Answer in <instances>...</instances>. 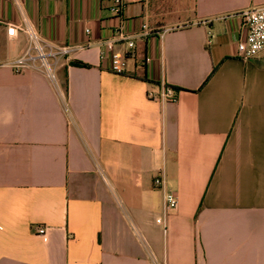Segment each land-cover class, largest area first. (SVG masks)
Returning <instances> with one entry per match:
<instances>
[{
    "label": "crops",
    "instance_id": "crops-1",
    "mask_svg": "<svg viewBox=\"0 0 264 264\" xmlns=\"http://www.w3.org/2000/svg\"><path fill=\"white\" fill-rule=\"evenodd\" d=\"M151 1L0 0V62L26 27L72 47L54 79L0 67V264H264V53L238 51L239 13L264 0H189L175 19ZM162 78L175 101L150 96ZM157 177L179 198L167 231Z\"/></svg>",
    "mask_w": 264,
    "mask_h": 264
},
{
    "label": "built area",
    "instance_id": "built-area-1",
    "mask_svg": "<svg viewBox=\"0 0 264 264\" xmlns=\"http://www.w3.org/2000/svg\"><path fill=\"white\" fill-rule=\"evenodd\" d=\"M126 6V0H114L113 11L115 14L119 15L123 12ZM242 17L245 28L246 35L243 40L238 43L239 56L243 59H251L257 57L264 53V4L253 6L247 8L239 13ZM223 16L222 18H224ZM172 28H164L159 36L163 35L171 30ZM25 32L29 37V44L24 50V52L16 58L14 61L9 63L0 62L1 66H9L16 72H22L25 70L35 69L46 72L51 78H55V67L58 64L60 58H63L65 55L72 51V47L61 46L55 48L46 49V46L43 44L42 39L38 32L32 27H26ZM18 31V26L15 24H9L7 26V32L10 36H14ZM143 31L145 36H150L154 33V29L148 27L147 25L143 26ZM128 41V56L133 55V48L135 43L133 40L125 37ZM209 43L211 41L209 40ZM107 48L110 53L111 59V70L117 74H124L127 69V61L122 57L118 52L114 50V42L108 41ZM152 60L151 57L146 56L145 62L150 63ZM160 90L158 92L151 91L150 96L161 100L163 102H172L177 99L176 90L168 85L164 78L159 83ZM156 186L162 187L164 185L163 179L157 177L154 180ZM164 189V188H163ZM179 198L175 192L167 191L164 189V215L161 219L164 231H167V222L166 218L174 211L178 209ZM38 234L45 235L47 228L45 226H36Z\"/></svg>",
    "mask_w": 264,
    "mask_h": 264
},
{
    "label": "rangeland",
    "instance_id": "rangeland-1",
    "mask_svg": "<svg viewBox=\"0 0 264 264\" xmlns=\"http://www.w3.org/2000/svg\"><path fill=\"white\" fill-rule=\"evenodd\" d=\"M152 10L159 9L168 18H176L185 12H189V0H152ZM56 73V72H55Z\"/></svg>",
    "mask_w": 264,
    "mask_h": 264
},
{
    "label": "trees",
    "instance_id": "trees-1",
    "mask_svg": "<svg viewBox=\"0 0 264 264\" xmlns=\"http://www.w3.org/2000/svg\"><path fill=\"white\" fill-rule=\"evenodd\" d=\"M80 65H85V64H83V63H79ZM175 89V88H174ZM176 90V89H175Z\"/></svg>",
    "mask_w": 264,
    "mask_h": 264
}]
</instances>
